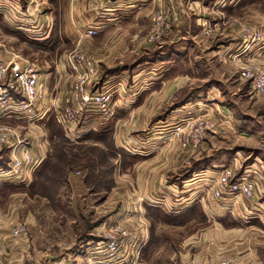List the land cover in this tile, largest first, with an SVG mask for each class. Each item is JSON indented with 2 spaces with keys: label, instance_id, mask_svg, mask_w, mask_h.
Here are the masks:
<instances>
[{
  "label": "rangeland",
  "instance_id": "374dc122",
  "mask_svg": "<svg viewBox=\"0 0 264 264\" xmlns=\"http://www.w3.org/2000/svg\"><path fill=\"white\" fill-rule=\"evenodd\" d=\"M218 1L178 0L174 9L169 5L157 7L153 0L142 4H127L125 22L120 20V23L112 25L89 23V16L84 21H77L74 17V5L70 4L66 9L70 42L65 46L66 52L58 54L65 57L66 72L69 75L66 83L67 86L72 84L71 90L66 89L63 98H54L53 105L51 102L46 104L52 105L47 115H41L43 112L36 110L37 115L33 119L28 114L0 118L7 120L0 125V132L1 129L11 131L10 143L0 147V174L9 169L12 146L20 141L29 146L33 145L32 140L39 143L42 154L48 156L44 165L39 168L40 162L32 155L35 168L25 169L17 179L10 178L3 182L0 178V190L7 192L5 195L0 193V237L8 236L11 239L12 235L14 239L28 241L31 245L30 255L37 260L31 263L54 264L51 258L53 256L58 257L64 264H83L90 255L99 258L100 262L111 263L114 261L113 255L104 249V245L113 227L120 223L131 234L127 240L132 242L127 248L128 251L131 247L139 248L144 240L143 236H150L147 251L166 253L163 259L167 260L164 264L173 263L169 259L170 254L174 257L177 255L173 264H217L223 259L234 264H264V212L251 209L249 201L253 198L226 199L230 203L243 200L241 202L247 209V212L235 213V218L233 215L226 218L227 227L229 222L233 223L237 219L236 222L243 229L241 232L237 231L238 234H235L237 224L233 231L227 228L223 230L211 223L202 224L204 216L201 213L195 218L196 227L194 224L190 225L191 221H180L183 216L170 217L164 211H148L149 216L146 214L145 218L136 214L141 208L136 204L142 197L140 193L144 190L148 192V189L155 186L162 188V185H169V182L174 186V192L167 190L170 198L157 201L156 197H152L150 204L168 202L170 207L166 211L170 215H174L176 209L187 205L188 200L199 202L203 198L207 199L210 193L211 201L218 204L221 200L213 196L212 189L216 187V177L221 175L222 167L227 164L231 166L225 168L232 167L237 178L243 177L253 182L255 191L257 184L261 186L264 181V102L251 99L252 93L255 96L256 94L251 84L243 79L246 68L264 69L263 50L260 55L255 53L247 58L238 56L242 52L241 46L235 50L218 52L221 49L218 44L225 39L220 34L227 33L225 26L233 19L247 15L255 22L251 18L252 11L264 13V0H259L253 7L238 9L237 12H230L229 8L222 12L221 3ZM87 6L89 5L86 3L82 8L86 9ZM158 15L162 16L159 21ZM3 26L10 29L5 23ZM245 26L263 29L260 25H252L242 20L240 28L235 29L237 32L241 30L236 37L243 38ZM89 29L96 32L90 38L85 36ZM171 33L172 38L177 36L176 40L181 44L177 59L182 62L175 64L169 72L172 77H178L177 84L181 85L182 92L176 100L169 99L171 83L166 82L165 86L158 87L154 78L159 73L156 69L159 65L156 62L160 60L157 49L166 39L170 41ZM5 36L8 37L3 38L5 42L1 45H7L8 52L11 53L4 52L2 56L5 59L10 55L13 57L8 63L2 61L6 66L17 67V63L21 68L27 63H34L39 68L42 67L41 63L51 60L55 62L59 58L57 53H53L55 51L37 48L14 30L12 34ZM159 37L162 39H158ZM75 38L79 46L83 43L89 49L88 52H93L90 55L94 58L85 51H76L94 63L96 77L94 81L92 79L89 90L99 93L112 88L114 96L108 114L102 113L96 106L89 109L83 116L86 121H82L80 139L72 141L67 130L58 122L56 114L57 110L60 113L65 111L67 105L76 107L75 103L66 102L72 96L76 80L73 73H70L67 60L68 55L75 50ZM123 49L127 50L124 57L118 60L113 58L119 56V50ZM110 58L113 63L122 62L125 70L118 71L125 74L132 72L129 71V66L146 61L145 69L141 72L146 73L141 80L143 85L138 83L139 78L135 82L136 86L141 87V91L143 88H150L149 91L146 90V97L140 99V103L137 98L125 100L129 92H133L130 95L135 96L139 91L137 88L131 90L126 76H123L124 83L109 85L106 82L109 73L116 72L114 68H110L111 71L107 68L110 63L105 61ZM207 76L211 83L204 88L210 91L211 99L214 97L211 90H220L226 108L235 116H224L217 108H202L199 104L191 108L194 117L207 119L213 125L207 130L198 148L183 149L172 136L175 125L183 115H174L172 107L183 108L194 102H206L207 93L201 94L198 101L185 98L190 91L203 86L200 80ZM191 83L194 84L187 85ZM155 91H162L167 98L159 100ZM21 97L20 99H24ZM44 103L41 99L37 106L42 107ZM163 104L165 107L159 110ZM119 145H123V148H119ZM143 156L147 161L145 172L156 173L157 183H154L155 180L152 182L150 173L147 174L150 176L145 182L141 183L133 174L131 169L137 163V157ZM234 158L241 164L234 165ZM251 164L260 167L261 178L250 174L251 172L247 175L241 172ZM208 167L211 169L209 174L206 173L207 176L191 177L189 170H199L198 174ZM139 170L140 168L137 169ZM35 172L39 175L32 180ZM12 193L23 195L10 197ZM189 194H194V197ZM142 198L145 200V197ZM131 205L136 211L134 218L133 210H127ZM164 221L177 225H169ZM128 224L131 225L130 228ZM20 228H24V231L19 237H14L13 232ZM196 230H199L200 236L192 242ZM202 232L209 235L201 236ZM25 240L22 242L25 243ZM120 262L122 261L118 260L113 264Z\"/></svg>",
  "mask_w": 264,
  "mask_h": 264
},
{
  "label": "crops",
  "instance_id": "0c3cea01",
  "mask_svg": "<svg viewBox=\"0 0 264 264\" xmlns=\"http://www.w3.org/2000/svg\"><path fill=\"white\" fill-rule=\"evenodd\" d=\"M1 1V0H0ZM4 5L6 6V1H13V0H2ZM21 2V4L24 7H27L28 4L30 3L31 0H19ZM147 0H36V6L31 5L30 6V12L29 15H27L26 19L23 20L22 22L19 20L18 22H13L12 20H9L7 18V9H5L2 6V9L0 10V45L1 43H4L5 40H3V38H7L8 36L5 35H9L12 34L13 30L16 34H21V36L23 38H25L28 42H31V44H33L34 46H36L39 49H43V51H55L53 53H57V56L59 57L58 59H56V61L54 62L53 60H51V62L49 61H45L44 63H41V66H39L40 68V80L42 83L41 86V95H42V99L43 101H45V105L41 106H36L35 110H38L42 114H46L48 113V110L50 107H52L53 102H54V98H63V93L67 91L71 90V86L72 84H70L69 86H67L66 80L67 77L69 76L67 71V68L65 66L66 62H65V57L61 56V54L58 53H65V46L68 44L69 45V34H68V17L66 19V9L69 8L70 4L74 5V17L77 19V21H84L87 19V17L89 16L90 19H87V22L89 21V23H100V24H107V25H112V24H118L120 22H125L124 19V13H126V8L125 5L127 4H133V3H137V4H142L144 2H146ZM154 4L157 7H166L167 5H169L171 8L174 9V4H176V2L178 0H153ZM259 0H219L218 2L221 3V7L220 9L222 10V12L226 11L228 8V11L230 12H237L238 9H242L245 6H250L253 7L254 5H256L258 3ZM38 3L41 5H38ZM86 3L89 5L87 6L88 8L84 9L82 8L83 5L86 6ZM80 6V8H79ZM115 10V11H113ZM227 11V12H228ZM252 16L251 18H254L255 22H253V20L250 19V15L245 16L244 18H235L233 19L232 22H229V25L227 26L226 23H224L225 31L227 32L226 35L224 33L220 34L221 36H223L225 39H223L222 43L218 44L219 46H221V49L218 50V52H222V51H226V50H235L237 49L239 46H241L240 49H242L243 45H244V41L242 36L241 37H236L237 34H239L241 32L240 31H236L235 29L237 27H239V25L241 24L242 20L246 21V23L252 24V25H260L263 29V35H264V13H260L258 11H252ZM112 14H114L113 16H111ZM108 17V18H107ZM102 19H107L108 21L106 22H102L100 20ZM67 20V23H66ZM121 20V21H120ZM120 21V22H119ZM4 23L6 25H8L10 27V29H6V27H4ZM79 23V22H78ZM3 24V25H2ZM79 25H81L79 23ZM82 26V25H81ZM240 28V27H239ZM75 35V33H73ZM172 33L169 37L170 41H167V39L163 42V44H161L158 47V55H159V63L158 66H156V69L159 71L158 75H155V81H157V86L158 87H163L166 85V82L171 83L170 85V95L171 97L169 99L176 100L177 97H179V95L182 92L181 89V85L177 84L178 81V77L176 76H171L170 75V71L173 69V66L175 64H179L180 62H182V60H178L177 59V52H180V46L181 44L179 43V41H177V36H175L174 38H172ZM232 39H230V37ZM68 38V39H67ZM238 40V41H236ZM77 39L75 38L73 40V48L75 47L74 51H85L86 53H88L89 56L93 57L92 55H90V53H93L91 51L88 52L89 49H86L85 46L79 43L77 44ZM264 44V43H263ZM213 48V47H212ZM8 46L7 45H1L0 46V59L1 61L8 63L11 60H13V57L10 55L8 57H3L2 54L5 53H11L8 52ZM86 49V50H85ZM215 49V48H213ZM125 52H127V50L123 49V50H119V56L113 57L116 58V60H118L121 57H124L123 55L125 54ZM258 53V52H257ZM126 55V54H125ZM165 56V57H163ZM247 58V56H244ZM102 60H99V62ZM106 63H110L107 64V68H109V71H111L112 69L110 68H114L116 70V72H110L109 76L107 77L106 82L109 85H115L118 83H124V79L126 76L127 80H129V82H127L129 85V87L131 88V90L133 91V89L137 88V90H139L137 92V94L135 96L130 95L133 92H129L126 95V99L125 100H130L132 98H137L139 101L138 103H140V99H144L146 97V92L149 91L150 88H143V91H141V87L140 86H136L135 82L136 79L139 78V82L141 83L143 81L142 77L144 78V75H146V73H141L145 68L144 65L146 63L145 60H143L140 64L137 63L136 65H133L132 67L129 66V71H132L130 74H125L124 72H119L118 70L120 69H124V65L122 64V62H119L120 64H117L116 61L115 63L112 62L111 58L107 61H105ZM188 62V61H187ZM186 62V63H187ZM143 63V64H142ZM17 67H19V64H15ZM143 65V66H142ZM188 67V66H187ZM103 68V67H102ZM114 70V71H115ZM125 70V69H124ZM108 71V69H107ZM135 73H139L138 75H134ZM170 79V80H167ZM172 79V80H171ZM201 81V85L203 86H199L197 87L195 90L190 91L187 95V97L185 99H195L196 101H198L199 97L201 94H206L207 93V101L206 102H194L192 104H187L186 106H183V108H177V107H172V112L174 115L176 116H180L181 114L184 115L187 111H189L191 108H194L196 105H201L202 108L206 107L208 109H214L217 108V110L221 111L222 115L224 116H235L233 115V113L228 110L224 104V97L222 96V93L220 90H216V89H212L211 92L214 94L212 99L210 97V91L207 88H204L205 86H208L211 82L209 81V77H205L202 78ZM188 82V81H187ZM137 83V84H138ZM134 85V87L132 88V85ZM194 83L191 84H187V85H193ZM143 85V84H142ZM183 87V86H182ZM148 90V91H146ZM209 91V92H208ZM159 100L162 99H166L167 95L165 93H162V91H155ZM252 93V92H251ZM194 97V98H193ZM17 99H20V96H16ZM22 98V97H21ZM45 99V100H44ZM184 99V100H185ZM251 99L254 100H261L264 102V97H257V95L255 96L252 93V97ZM48 102H51L52 105H46ZM207 105H205V104ZM178 106V105H176ZM165 107L164 104L161 105L159 107V110L161 108ZM176 109V110H175ZM123 110V109H120ZM125 111V110H123ZM55 114V112H53ZM160 113V112H159ZM228 113L230 115H228ZM16 118V116L14 117ZM234 121H236L234 119ZM7 122L6 119H0V125L2 123ZM85 122V121H84ZM35 141L32 140V144L31 146L28 145V149L31 151L34 159H36L38 162H40V166L44 165V161L46 160V158L48 156L43 155L42 152L40 151V144L39 143H34ZM123 148V145H119ZM125 148V147H124ZM49 155V154H48ZM146 157L143 156L141 157H137V163L134 165V167L131 169L133 170V174H135L136 178H138V181H144L147 177H149L150 175H152V182L155 180V176L156 173L154 172H145V169L147 167H145V164L147 163ZM235 163L234 165H237L240 163V161L236 158H234ZM241 164V163H240ZM257 164V163H256ZM227 166H231L229 164L223 166L222 168L224 169ZM233 166V165H232ZM242 166V165H241ZM139 171H137V169H139ZM229 168V167H228ZM232 168V167H230ZM211 167H208L205 171H202L200 173H207L209 174ZM250 169V170H249ZM248 170V171H247ZM260 167L258 165H247L245 167L244 171H241L244 175L249 174H256L259 178H261V172L259 171ZM191 177L193 178L195 173L197 174L196 170H189ZM37 172H35L33 174V179H36ZM150 173V175L147 176V174ZM2 174V173H1ZM0 174V176H1ZM160 174V170H158V174L157 176H159ZM255 177V176H254ZM2 178L3 182H6L7 179L6 177H0ZM6 178V179H5ZM159 178V177H158ZM8 184H14L12 182H7ZM154 183H157V180L154 181ZM16 184V183H15ZM257 189L255 191V195L253 196V200H250L249 202L252 204H250L249 206L251 207L252 210L256 211V212H264V181L261 183V186L257 184ZM157 186L152 187L150 189H148L147 191H143L142 193V197H145V200L141 197L138 201H136V204L140 205V211H137L139 213H136L138 215H141L143 218L146 217V214H148V211H152V212H159V211H164L166 212L167 216H183L181 218L180 221H186V223L190 222V225L194 224L195 227L197 225V222L195 221V218L197 217V215L199 213H201L202 216H204V220L202 221V224L208 225V224H212L217 226L218 228H222L223 230H226L225 228H227L229 231H233V229L235 228L234 225L237 224V229L239 230H235V234H238V232L242 231L243 229L241 228V226L237 223V219H235L236 221H233V223L229 222V227L228 226V220L226 219L227 217H231V215L234 216L235 218V213L239 212L240 214L243 212H247V209L245 207V204L242 203L241 201L243 200H237L235 201V203H230V201L228 200H219L220 202L218 204H216V202H212L211 199V193L210 196H207V199H204L202 201L196 202V201H187V205L182 206L178 209H176V212L174 213V215H170L169 213H167L166 209L168 207H170V205H168L166 203L163 202H156L157 204H162V205H153L150 204L151 203V198L152 197H156L157 201H163L162 198L168 197L167 194V190H173L174 186L172 184L169 185H162V188L159 186L157 189ZM156 189V190H155ZM150 190V191H149ZM4 190L1 189L0 193L2 192V195H5L7 192H3ZM13 191V190H12ZM15 192V191H13ZM174 192V190H173ZM192 192V190H191ZM130 193V191H129ZM261 193V195L259 194ZM16 195H23V194H18V193H12L10 195V197L12 196H16ZM189 196H193L194 194H189ZM170 198V197H168ZM191 199V198H190ZM229 199V198H228ZM146 200L149 202H146ZM235 200V199H233ZM165 201V200H164ZM229 202V203H227ZM171 203V202H169ZM164 206V207H163ZM176 207V206H175ZM228 207V209L226 208ZM255 208V209H253ZM231 209V210H229ZM127 210L131 211L133 210L134 214L132 216V218H134L135 215V210L134 207L131 205L127 208ZM229 210V211H228ZM149 216V214H148ZM129 222V221H127ZM165 222V221H164ZM169 225H177L173 224L171 222H165ZM129 228L131 225H127ZM132 227H134V225H132ZM234 227V228H233ZM199 230H196L193 237H192V242L195 241V238L199 237L200 232L198 233ZM238 231V232H237ZM198 233V234H196ZM199 235V236H198ZM209 233H204L202 232L201 236H208ZM11 239L8 238V236H2L0 237V248H2V250L0 251V264H35V263H31L32 261H37L34 260L35 257L30 255V248L31 245L28 243V241H26L25 239L22 240H18V239H14L12 237V235H10ZM144 240L142 241V239L140 241H142L141 246L139 248L136 249V247H131V250H129L127 253H125L123 255L122 258L120 257H112L114 261H111V263L113 264V262H117L118 260L122 261L119 264H164V261L167 259H163L164 256L166 255V253H162L161 251L158 252H153V253H148V248H149V244H150V236L148 238L144 237ZM25 240V243H23L22 241ZM151 241H152V235H151ZM136 249V250H135ZM52 260H54V264H64L62 260H59L58 257H53L51 256ZM169 259L170 261L173 260L174 261L177 260V255L172 256L171 254L169 255ZM50 262V261H49ZM170 263V264H173Z\"/></svg>",
  "mask_w": 264,
  "mask_h": 264
},
{
  "label": "built area",
  "instance_id": "2783aa9c",
  "mask_svg": "<svg viewBox=\"0 0 264 264\" xmlns=\"http://www.w3.org/2000/svg\"><path fill=\"white\" fill-rule=\"evenodd\" d=\"M0 1V10L2 6L7 9V18L13 22H22L30 12V6L35 5L36 0H31L27 7H24L19 0ZM159 17V18H158ZM158 21L161 15H158ZM165 34V32L163 31ZM96 32L89 29L85 32L86 37H92ZM163 36V35H162ZM162 39L159 37L158 39ZM244 45L242 52L238 56H250L263 50L264 56V35L263 30L253 26H245ZM239 57V58H240ZM68 67L70 73L75 76L72 88V96L66 99L68 103H75V106L67 105L65 111L61 113L57 110L56 118L64 126L72 141L80 139V128L83 116L88 113L89 109L94 106L98 107L102 113H109L112 105L114 91L108 88L106 91L93 93L89 90L92 79L95 80L96 69L94 63L87 59L85 55L79 52H72L68 55ZM243 79L251 84L254 93L257 96H264V69L259 67L246 68L243 73ZM40 70L34 63H27L23 67L6 66L0 60V118L15 115L28 114L32 119L36 116L37 102L42 99L41 95ZM16 96H22L24 99H17ZM54 104V103H53ZM57 104H60L57 103ZM56 105V104H55ZM54 105V106H55ZM58 109V108H56ZM45 114V113H44ZM42 114V115H44ZM194 111H187L175 125L173 137L178 141L183 149L198 148L207 130L212 127L211 121L201 117H194ZM9 135L11 131L1 129L0 147L10 143ZM28 144L20 141L12 146V158L9 169L3 170L0 177L17 179L22 176V172L27 168H35L34 159L31 151L27 148ZM194 176H207L206 173H198ZM23 178V177H22ZM213 190V196L218 200L233 199H251L254 196L255 185L253 182L240 177L237 178L232 168H224L221 175L216 177V187ZM24 228L17 229L13 232L14 237H19ZM131 234L122 224H117L109 233L104 245V249L111 255L122 258L128 252L127 248L132 242H127ZM122 249V250H121ZM94 255L87 257L83 264H111L106 261H99ZM210 264V263H200ZM217 264H234L228 259L220 260Z\"/></svg>",
  "mask_w": 264,
  "mask_h": 264
},
{
  "label": "trees",
  "instance_id": "16d2710c",
  "mask_svg": "<svg viewBox=\"0 0 264 264\" xmlns=\"http://www.w3.org/2000/svg\"><path fill=\"white\" fill-rule=\"evenodd\" d=\"M196 171H199V170H196Z\"/></svg>",
  "mask_w": 264,
  "mask_h": 264
}]
</instances>
